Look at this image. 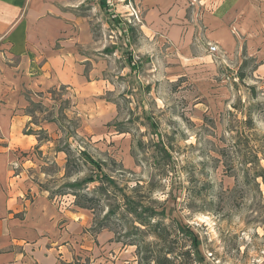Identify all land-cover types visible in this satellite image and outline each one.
Listing matches in <instances>:
<instances>
[{
	"label": "rangeland",
	"instance_id": "374dc122",
	"mask_svg": "<svg viewBox=\"0 0 264 264\" xmlns=\"http://www.w3.org/2000/svg\"><path fill=\"white\" fill-rule=\"evenodd\" d=\"M126 1L85 0L105 68L95 98L81 105L58 88L49 105L29 107L38 146L19 157L34 161L24 174L55 204L89 214L64 264H138L123 196L164 210L153 221L183 250L192 243L177 225L186 226L205 264H264V9L245 12L248 27L229 26V43L198 39L197 26L187 41V24L171 42L146 37ZM100 172L104 189L72 187Z\"/></svg>",
	"mask_w": 264,
	"mask_h": 264
},
{
	"label": "crops",
	"instance_id": "0c3cea01",
	"mask_svg": "<svg viewBox=\"0 0 264 264\" xmlns=\"http://www.w3.org/2000/svg\"><path fill=\"white\" fill-rule=\"evenodd\" d=\"M126 2L146 37L171 42L187 24V41L197 26L198 39L229 43V26L248 27L245 12L264 9V0ZM92 22L85 0H0V264H64L82 248L89 214L55 204L24 174L31 157H19L38 146L28 132L35 130L30 106L49 105L48 93L58 88L69 89L78 104L90 103L105 87ZM43 122L44 129L53 126Z\"/></svg>",
	"mask_w": 264,
	"mask_h": 264
},
{
	"label": "trees",
	"instance_id": "16d2710c",
	"mask_svg": "<svg viewBox=\"0 0 264 264\" xmlns=\"http://www.w3.org/2000/svg\"><path fill=\"white\" fill-rule=\"evenodd\" d=\"M101 6L105 8L104 4H101ZM86 157L89 162L95 165L96 169L100 171L99 164L93 162L87 155ZM96 177L97 178L95 179L85 178L81 181L75 182L72 184V187L81 188L83 185L93 183L98 180V182H100L102 185L98 186L96 190L98 191L104 189V180H108L106 175L101 173ZM97 191L94 190V192ZM73 195L77 199L75 202L76 206L83 209H92L84 206V204H81L78 200V197L85 198L87 194L78 195L74 193ZM123 202V205L126 207L125 210L128 211V215H130L133 219V227L131 226L130 228L134 231L133 235L138 237L136 244L135 242H131L136 245L138 264H205L203 260L200 259V254L197 251L198 242L195 240V238L192 236V233L186 226L177 225L178 233L188 237L192 243V248L183 250L185 248L184 243L178 242L177 238L171 240L172 238H169L171 237V234L162 227L161 223L158 220L153 221V218L155 217L164 216V210L157 212L147 208L141 204L140 201H137L133 196L131 198L123 196ZM99 227V231L107 228V226H102L101 224ZM143 227L145 229L144 231L142 229ZM144 232H151L152 236L154 237V241L145 242L143 240ZM139 237H141V239ZM173 244L176 245L177 250L174 248Z\"/></svg>",
	"mask_w": 264,
	"mask_h": 264
},
{
	"label": "built area",
	"instance_id": "2783aa9c",
	"mask_svg": "<svg viewBox=\"0 0 264 264\" xmlns=\"http://www.w3.org/2000/svg\"><path fill=\"white\" fill-rule=\"evenodd\" d=\"M208 51L211 54H215V53H217L218 50H217V47L216 46H213V45L209 44L208 45Z\"/></svg>",
	"mask_w": 264,
	"mask_h": 264
}]
</instances>
